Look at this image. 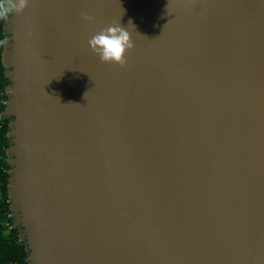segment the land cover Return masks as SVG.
Instances as JSON below:
<instances>
[{
    "label": "water",
    "instance_id": "95a60500",
    "mask_svg": "<svg viewBox=\"0 0 264 264\" xmlns=\"http://www.w3.org/2000/svg\"><path fill=\"white\" fill-rule=\"evenodd\" d=\"M119 22L124 66L87 44ZM4 30L29 264H264V0H29Z\"/></svg>",
    "mask_w": 264,
    "mask_h": 264
},
{
    "label": "trees",
    "instance_id": "16d2710c",
    "mask_svg": "<svg viewBox=\"0 0 264 264\" xmlns=\"http://www.w3.org/2000/svg\"><path fill=\"white\" fill-rule=\"evenodd\" d=\"M6 36L4 23L0 24V264H29L24 240L20 238L19 226L14 225V216L9 207L8 197V154L6 149L10 145L7 135L11 117L3 111L7 94L5 88L9 79L5 76L2 63V49Z\"/></svg>",
    "mask_w": 264,
    "mask_h": 264
},
{
    "label": "clouds",
    "instance_id": "9594fccd",
    "mask_svg": "<svg viewBox=\"0 0 264 264\" xmlns=\"http://www.w3.org/2000/svg\"><path fill=\"white\" fill-rule=\"evenodd\" d=\"M28 3L29 0H0V24L6 23L12 14L21 13ZM82 19L92 22L94 18L82 13ZM129 23L132 24L131 20ZM87 44L101 62L120 66H124L126 53L134 47L128 28L120 22L101 28L88 39Z\"/></svg>",
    "mask_w": 264,
    "mask_h": 264
}]
</instances>
